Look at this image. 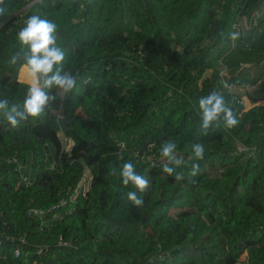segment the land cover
<instances>
[{"label":"trees","instance_id":"1","mask_svg":"<svg viewBox=\"0 0 264 264\" xmlns=\"http://www.w3.org/2000/svg\"><path fill=\"white\" fill-rule=\"evenodd\" d=\"M263 7L264 0H4L0 24L15 15L0 27V102L8 105L0 110V264H264ZM33 16L56 25L64 52L56 69L76 86L44 89L55 99L13 126L5 112L23 113L32 86L19 78L30 55L19 33ZM244 18L250 29L236 35ZM213 93L234 127L223 114L203 127L199 100ZM60 116L71 121L67 130ZM168 141L179 166L161 155ZM125 162L149 181L146 191L123 183ZM85 175L89 190L75 196ZM63 198L65 206L28 215Z\"/></svg>","mask_w":264,"mask_h":264},{"label":"clouds","instance_id":"2","mask_svg":"<svg viewBox=\"0 0 264 264\" xmlns=\"http://www.w3.org/2000/svg\"><path fill=\"white\" fill-rule=\"evenodd\" d=\"M3 3L4 0H0V4ZM2 11L3 9L0 8V12ZM55 33L56 25L38 16L30 17L27 20L26 27L19 33L20 42L30 48V55L27 56V66L37 82L29 88L28 96L24 101L25 111L23 113L19 112L15 106L10 111L5 112L8 122L13 126L19 123L17 116L20 119H27L29 116L33 118L39 117L49 100L55 99V97H50L44 89L56 86L67 93L76 86V78L71 73L66 72L62 75L60 70L56 69V66L64 60V52L57 46ZM235 38L236 35L233 34V39ZM40 81H42V85ZM7 107V101L0 102V110H5ZM199 107L202 111L203 127L205 129L212 122L218 121L221 114L224 116L226 127L231 128L238 123L221 95L213 93L202 97L199 100ZM160 151L161 155L168 158L170 163L175 162L177 166L182 163L175 157L176 144L174 142L168 141L163 144ZM192 151L196 159H202L205 148L202 144L196 143L192 146ZM193 168L197 169L199 165H193ZM163 171L169 175L173 174V169L167 165L164 166ZM120 174L125 185L131 182L141 192L147 190L149 181L143 176L136 174L132 163L125 162ZM176 179L180 180L183 177L177 174ZM128 199L136 205L142 204V200L137 198L136 192H129Z\"/></svg>","mask_w":264,"mask_h":264},{"label":"rangeland","instance_id":"3","mask_svg":"<svg viewBox=\"0 0 264 264\" xmlns=\"http://www.w3.org/2000/svg\"><path fill=\"white\" fill-rule=\"evenodd\" d=\"M260 13H261V11L258 12L257 15L259 16ZM257 15H256V16H257ZM250 26H251L250 20L247 19V18H244V19L241 21V23H236V24L234 25V28H235V29L238 28V30L236 29V31H237L236 34L238 35L239 33H240V34H244L245 32H248L249 29H250ZM263 26H264V25L260 26V28H263ZM19 75H20V79H21L22 81H24V82H27V83L30 82V83H32V84H34V83L37 82L36 78L33 77V75L31 74L29 67H24L23 70H20ZM40 84L42 85V81H40ZM232 89H233L234 91L238 92V93H243L244 91H246V89H245L244 87H241V88H239V87H233ZM60 92L63 93V90L61 89ZM243 99H244V101H245V103H246V107H247L248 109H249L250 107H252V104H251L250 101L247 99V97L244 96ZM60 136H61V138L63 139V141L65 142V137H64V135H63V132L60 133ZM245 256H246V254L244 255V257H245Z\"/></svg>","mask_w":264,"mask_h":264},{"label":"built area","instance_id":"4","mask_svg":"<svg viewBox=\"0 0 264 264\" xmlns=\"http://www.w3.org/2000/svg\"><path fill=\"white\" fill-rule=\"evenodd\" d=\"M262 16V13L261 15ZM255 25H258V22L255 23ZM238 30V28H236ZM237 32V31H236ZM237 35V34H236ZM65 141H66V138H65ZM70 145L71 143L68 142L66 144L67 148L69 149L70 148ZM24 181L30 183L31 182V179L29 176H25L24 177ZM90 181H91V176H83L78 184V186L76 187L75 189V196L76 194H86L87 191L89 190V187H90ZM73 196V198L75 197ZM68 203V201L63 198L60 200V202H58V204H56L55 206H52L51 208H49L48 210H44V209H40V208H37V207H30L29 210H28V215H40V216H43V214H45L46 212H51L61 206H65L66 204ZM21 241H24L23 238H21ZM65 244H67V242H64ZM16 255H19V251L16 252Z\"/></svg>","mask_w":264,"mask_h":264},{"label":"water","instance_id":"5","mask_svg":"<svg viewBox=\"0 0 264 264\" xmlns=\"http://www.w3.org/2000/svg\"><path fill=\"white\" fill-rule=\"evenodd\" d=\"M15 15V13L12 15V16H14ZM12 16H10L9 18H7L4 22H2L1 24H0V27L3 25V24H5ZM58 121H59V123H60V125H61V127L64 129V130H67L68 129V124L71 122L70 120H67V118L65 117V116H60L59 118H58Z\"/></svg>","mask_w":264,"mask_h":264},{"label":"crops","instance_id":"6","mask_svg":"<svg viewBox=\"0 0 264 264\" xmlns=\"http://www.w3.org/2000/svg\"><path fill=\"white\" fill-rule=\"evenodd\" d=\"M264 12V9H262L261 10V13H263ZM24 67H28L27 65H23L22 67H21V70H23L24 69ZM19 78H20V75H19ZM21 80V79H20ZM22 81V80H21ZM29 84H31V85H33L32 83H30L29 82Z\"/></svg>","mask_w":264,"mask_h":264}]
</instances>
